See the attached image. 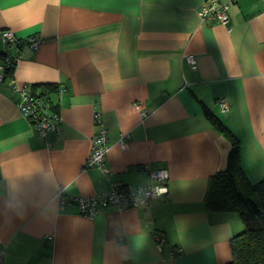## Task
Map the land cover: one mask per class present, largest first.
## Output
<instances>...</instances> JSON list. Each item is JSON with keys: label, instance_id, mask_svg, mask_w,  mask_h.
<instances>
[{"label": "crops", "instance_id": "obj_1", "mask_svg": "<svg viewBox=\"0 0 264 264\" xmlns=\"http://www.w3.org/2000/svg\"><path fill=\"white\" fill-rule=\"evenodd\" d=\"M203 1L0 0V64L20 55L0 81V250L8 263L231 259L230 238L244 223L235 211L204 204L230 142L204 107L237 136L249 182L264 178V0H227L226 24L202 21ZM5 29L15 42L2 39ZM33 37L43 39L36 49L27 43ZM11 76L56 103L57 132L38 135L16 106ZM47 84L62 86V97ZM95 112L108 130V176L84 167L100 128ZM158 168L168 170V194L147 206H108L89 217L75 203L58 204L59 191L72 197L104 192L113 182L148 185ZM152 231L165 235L160 250Z\"/></svg>", "mask_w": 264, "mask_h": 264}, {"label": "built area", "instance_id": "obj_2", "mask_svg": "<svg viewBox=\"0 0 264 264\" xmlns=\"http://www.w3.org/2000/svg\"><path fill=\"white\" fill-rule=\"evenodd\" d=\"M229 2L227 0H204L198 7L197 14L202 21L213 20L222 24L229 21L228 17ZM2 39L8 43L15 42L16 37L10 30L1 32ZM43 42L41 37L29 38L27 43L31 49H36ZM20 55H5L3 63L0 64V81L6 75H11ZM188 62L194 67L193 55L187 56ZM9 86L17 93L18 99L16 106L19 111L28 118L33 124L38 135L44 139L50 131H58L61 120L60 113L53 103L50 96L46 93H34L27 83H19L13 79L9 80ZM57 99H60L64 93L62 86H57ZM220 112L228 110V103L224 97L217 99ZM145 111H140L143 116ZM94 123L100 125L96 134L91 138L88 155L84 161V167H97L106 176L111 173V169L106 164V155L110 145L108 143V130L101 125L99 113H94ZM119 145L124 148L127 145L126 137L120 135ZM152 182L148 185H122L119 182H113L110 188L104 192L94 193L86 196L65 197L62 192H58V204L63 207L67 202L75 203L78 212L89 217L97 214L99 208L115 206L118 209L127 207H143L150 204L154 198L163 197L168 194L169 173L166 168H158L149 171ZM152 238L156 248L161 249V244L165 241V235L162 231H152ZM48 238L51 239V236ZM176 252H181L176 248ZM0 264H11L5 260L4 250H0Z\"/></svg>", "mask_w": 264, "mask_h": 264}, {"label": "trees", "instance_id": "obj_3", "mask_svg": "<svg viewBox=\"0 0 264 264\" xmlns=\"http://www.w3.org/2000/svg\"><path fill=\"white\" fill-rule=\"evenodd\" d=\"M46 86L57 89V85ZM204 112L230 142L226 167L209 177L204 204L214 211H235L244 223V228L230 238L231 259L223 264H264V178L249 182L240 166L237 136L206 107Z\"/></svg>", "mask_w": 264, "mask_h": 264}]
</instances>
